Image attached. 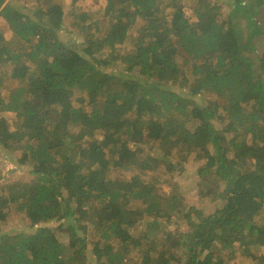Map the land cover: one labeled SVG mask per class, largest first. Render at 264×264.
<instances>
[{
    "label": "trees",
    "instance_id": "1",
    "mask_svg": "<svg viewBox=\"0 0 264 264\" xmlns=\"http://www.w3.org/2000/svg\"><path fill=\"white\" fill-rule=\"evenodd\" d=\"M22 1L0 160L32 179L0 176V264H264V0Z\"/></svg>",
    "mask_w": 264,
    "mask_h": 264
},
{
    "label": "rangeland",
    "instance_id": "2",
    "mask_svg": "<svg viewBox=\"0 0 264 264\" xmlns=\"http://www.w3.org/2000/svg\"><path fill=\"white\" fill-rule=\"evenodd\" d=\"M33 0H24L22 1V6H25L29 3H32ZM261 16L260 17H257V23H259L263 28H264V9L261 8ZM226 16V15H225ZM245 20V19H244ZM246 23L245 21H243V24ZM70 29L72 31H75V25L74 26H71ZM65 39L69 40V36H65ZM70 41H72L70 39ZM255 45H256V49H257V52H258V55L259 56H262L264 55V37H259V39H255ZM256 64H255V71H256V74L257 75H260V69H258V62L255 61ZM264 82V75H263V78H261ZM12 155H4V158H3V162L2 160H0V176L1 178L3 179V181L5 182H29V180L32 179V176L28 175L26 176V172H27V168L25 167H22V166H19L18 165V162H16L15 160H12ZM2 165V166H1ZM20 170V172H15L14 170ZM13 224L14 226L15 225H18V221L17 219H14L13 220ZM55 229V228H54Z\"/></svg>",
    "mask_w": 264,
    "mask_h": 264
}]
</instances>
